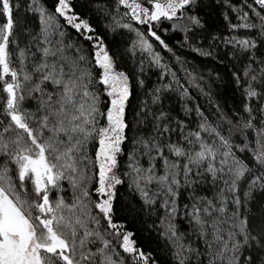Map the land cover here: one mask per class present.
Returning <instances> with one entry per match:
<instances>
[{
  "label": "snow or ice",
  "instance_id": "1",
  "mask_svg": "<svg viewBox=\"0 0 264 264\" xmlns=\"http://www.w3.org/2000/svg\"><path fill=\"white\" fill-rule=\"evenodd\" d=\"M0 264H264V0H0Z\"/></svg>",
  "mask_w": 264,
  "mask_h": 264
},
{
  "label": "trees",
  "instance_id": "2",
  "mask_svg": "<svg viewBox=\"0 0 264 264\" xmlns=\"http://www.w3.org/2000/svg\"><path fill=\"white\" fill-rule=\"evenodd\" d=\"M48 2H49V4H51V0H48ZM95 22L102 25V21H100V20H96ZM178 38L179 37H177V39ZM197 56H198V54L193 53L190 58H196ZM197 63L198 64L200 63L199 59H197ZM192 91H193L194 95H196L195 89H192ZM217 98L220 99V97H217ZM195 102L202 104L203 107L209 109V111L212 110V108L210 107V105L208 104V102L206 101V99L203 96H198V98ZM229 103H232L231 99H229Z\"/></svg>",
  "mask_w": 264,
  "mask_h": 264
}]
</instances>
